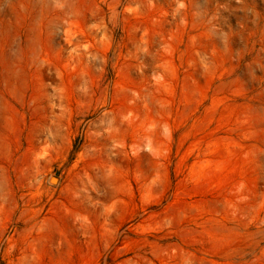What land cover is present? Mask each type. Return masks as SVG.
Listing matches in <instances>:
<instances>
[{"label": "rangeland", "instance_id": "1", "mask_svg": "<svg viewBox=\"0 0 264 264\" xmlns=\"http://www.w3.org/2000/svg\"><path fill=\"white\" fill-rule=\"evenodd\" d=\"M0 264H264V0H0Z\"/></svg>", "mask_w": 264, "mask_h": 264}, {"label": "water", "instance_id": "2", "mask_svg": "<svg viewBox=\"0 0 264 264\" xmlns=\"http://www.w3.org/2000/svg\"><path fill=\"white\" fill-rule=\"evenodd\" d=\"M53 179H55V178H53ZM56 180V179H55Z\"/></svg>", "mask_w": 264, "mask_h": 264}]
</instances>
